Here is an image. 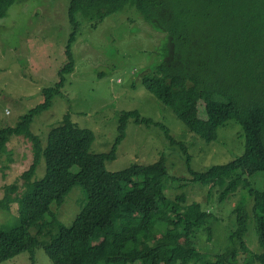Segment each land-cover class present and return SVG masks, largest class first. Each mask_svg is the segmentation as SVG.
I'll list each match as a JSON object with an SVG mask.
<instances>
[{
  "label": "trees",
  "instance_id": "trees-1",
  "mask_svg": "<svg viewBox=\"0 0 264 264\" xmlns=\"http://www.w3.org/2000/svg\"><path fill=\"white\" fill-rule=\"evenodd\" d=\"M18 1L0 0V19ZM128 6L169 36V56L142 78L143 87L178 118L203 115L214 131L235 121L245 137L242 156L195 172L186 144L156 123L170 145L182 150L191 178L171 176L164 156L153 164L110 172L106 162L116 159L128 121L154 124L137 111L122 113L109 153H92L94 132L73 123L70 114L49 131L45 142L32 132L36 118L62 95L65 75L75 70L72 45L80 29L77 16L95 22L96 28ZM69 17L73 32L58 83L43 91L44 101L16 126L0 129V160L9 153L7 145L13 137H24L33 149V163L22 174L24 192L17 194L19 186L14 183L5 187L0 201L7 212L18 204L17 222L0 226V263L25 252L34 262L35 249L43 247L53 264H239L240 254L246 257L244 264H264V187L258 189L242 170L252 164L264 173V0H72ZM42 160L45 175L35 180ZM190 184L217 188L221 203L247 191L254 201L261 251L250 250L245 240L250 218L246 199L233 212L237 227L227 251L214 259L198 251L193 245L197 231L208 227L212 240V214L200 203H188L184 190ZM77 185L84 192V204L73 223L53 239L50 230L60 224L53 206L60 207Z\"/></svg>",
  "mask_w": 264,
  "mask_h": 264
},
{
  "label": "rangeland",
  "instance_id": "rangeland-1",
  "mask_svg": "<svg viewBox=\"0 0 264 264\" xmlns=\"http://www.w3.org/2000/svg\"><path fill=\"white\" fill-rule=\"evenodd\" d=\"M71 1L19 0L7 17L0 19V129L16 126L22 116L44 101L43 91L58 83L59 71L67 62L66 49L73 32L69 17ZM77 19L80 29L72 45L75 70L65 75L62 95L56 97L51 109L37 117L31 126L32 132L43 142L49 131L70 114L73 123L94 132L91 152L109 153L118 136L122 113L137 111L154 124L146 126L133 119L128 121L116 159L106 162L110 172L124 170L133 164H153L164 156L171 176L191 178L182 150L170 145L156 123L165 125L178 142L186 144L192 156L190 166L195 172H206L243 155L245 137L235 121L214 131L203 115L195 119L178 118L143 87L142 78L169 56L167 33L147 23L135 7L129 6L108 16L96 28L92 27L95 22L83 15ZM215 135L216 138L208 140ZM7 148L9 153L0 160V201L6 186L17 183V194L24 192L22 174L33 163L31 142L24 137H13ZM242 170L258 189H263L264 173L260 168L247 164ZM36 175L35 180L44 177V160ZM184 193L188 203H200L212 214L209 223L213 230L212 240H208V227L197 231L193 245L198 251L211 259L227 251L231 246L230 235L237 227L233 212L242 199H246L250 215L246 243L253 252L261 251L253 214L254 201L247 191L240 190L222 203L217 200V188L190 184ZM176 194L171 193V197ZM84 199V192L77 185L60 207L53 206L60 221L50 230L53 239L59 238L62 230L73 223ZM17 210V203L12 205L10 212L0 208V226L15 224ZM180 245L181 250L185 249V241ZM245 259V255L240 254L239 264H244ZM34 260L35 264H53L43 247L35 249ZM34 262L31 254L25 252L0 264Z\"/></svg>",
  "mask_w": 264,
  "mask_h": 264
}]
</instances>
